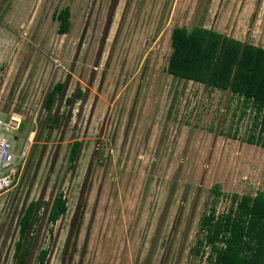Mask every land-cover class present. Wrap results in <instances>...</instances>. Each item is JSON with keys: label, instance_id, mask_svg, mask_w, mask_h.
<instances>
[{"label": "rangeland", "instance_id": "1", "mask_svg": "<svg viewBox=\"0 0 264 264\" xmlns=\"http://www.w3.org/2000/svg\"><path fill=\"white\" fill-rule=\"evenodd\" d=\"M66 7L61 35L53 15ZM177 26L264 48V0H0V120H21L10 136L27 152L0 196V264H13L35 201L28 264L43 250L45 264H205L194 250L215 186L219 213L233 194L264 193V149L247 142L252 109L240 118L229 92L167 73ZM61 192L68 211L52 224Z\"/></svg>", "mask_w": 264, "mask_h": 264}, {"label": "trees", "instance_id": "2", "mask_svg": "<svg viewBox=\"0 0 264 264\" xmlns=\"http://www.w3.org/2000/svg\"><path fill=\"white\" fill-rule=\"evenodd\" d=\"M53 18L59 22V34L70 32L69 7L56 11ZM171 49L167 73L177 79L230 92L233 99L243 106L240 118L252 109L255 116L247 142L264 149V48L204 27L189 30L185 26H177L171 33ZM64 88L65 85L59 83L48 94L45 105L48 111L61 97ZM82 96L83 92L79 91L77 98ZM68 102L71 103L72 99ZM81 147V141L72 146V168ZM212 193L215 200L202 218L195 255L205 258V264H264V193L258 192L254 196L233 194L229 197V209L223 213L218 212L217 204L226 196L225 193L219 185ZM39 205L36 201L30 203L20 220V238L16 243L13 264H28L36 227L41 221ZM67 211L68 201L61 192L50 207L49 222L56 224ZM207 248L209 252H205ZM48 256L47 250L41 251L39 262L45 264Z\"/></svg>", "mask_w": 264, "mask_h": 264}, {"label": "built area", "instance_id": "3", "mask_svg": "<svg viewBox=\"0 0 264 264\" xmlns=\"http://www.w3.org/2000/svg\"><path fill=\"white\" fill-rule=\"evenodd\" d=\"M20 126L21 120L15 117L6 121L0 120V196L14 187L21 173L20 166L27 159V152H17L15 142L10 136Z\"/></svg>", "mask_w": 264, "mask_h": 264}, {"label": "water", "instance_id": "4", "mask_svg": "<svg viewBox=\"0 0 264 264\" xmlns=\"http://www.w3.org/2000/svg\"><path fill=\"white\" fill-rule=\"evenodd\" d=\"M244 43H248L247 41H243ZM230 93V92H229Z\"/></svg>", "mask_w": 264, "mask_h": 264}, {"label": "crops", "instance_id": "5", "mask_svg": "<svg viewBox=\"0 0 264 264\" xmlns=\"http://www.w3.org/2000/svg\"><path fill=\"white\" fill-rule=\"evenodd\" d=\"M230 37V36H229ZM233 37V36H232ZM234 38V37H233Z\"/></svg>", "mask_w": 264, "mask_h": 264}]
</instances>
